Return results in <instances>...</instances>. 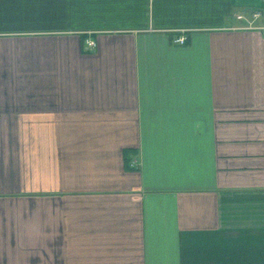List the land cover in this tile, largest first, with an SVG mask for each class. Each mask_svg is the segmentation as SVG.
<instances>
[{"label": "crops", "instance_id": "1", "mask_svg": "<svg viewBox=\"0 0 264 264\" xmlns=\"http://www.w3.org/2000/svg\"><path fill=\"white\" fill-rule=\"evenodd\" d=\"M263 27L264 0H0V264H264Z\"/></svg>", "mask_w": 264, "mask_h": 264}, {"label": "built area", "instance_id": "2", "mask_svg": "<svg viewBox=\"0 0 264 264\" xmlns=\"http://www.w3.org/2000/svg\"><path fill=\"white\" fill-rule=\"evenodd\" d=\"M234 17H235L236 21L245 25L244 28L257 29L260 27L256 26L254 23H255V21H258L262 17V11L261 10H255L254 12H252L250 14V16H246L244 13H236L234 15ZM186 41H187V37L184 35L179 36L176 39V42L178 44H181V45L185 44ZM86 44H87V47H89V48H94L97 45L96 42L94 40H91V39L87 40Z\"/></svg>", "mask_w": 264, "mask_h": 264}, {"label": "rangeland", "instance_id": "3", "mask_svg": "<svg viewBox=\"0 0 264 264\" xmlns=\"http://www.w3.org/2000/svg\"><path fill=\"white\" fill-rule=\"evenodd\" d=\"M259 21H260V20H259ZM259 21H255V23H254V24H255V25H257V23H258Z\"/></svg>", "mask_w": 264, "mask_h": 264}]
</instances>
